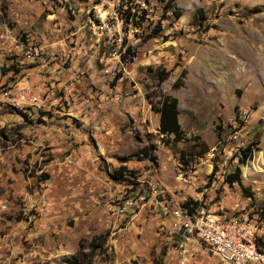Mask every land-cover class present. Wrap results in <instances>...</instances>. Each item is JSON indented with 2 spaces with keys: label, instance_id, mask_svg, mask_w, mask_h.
I'll use <instances>...</instances> for the list:
<instances>
[{
  "label": "rangeland",
  "instance_id": "obj_1",
  "mask_svg": "<svg viewBox=\"0 0 264 264\" xmlns=\"http://www.w3.org/2000/svg\"><path fill=\"white\" fill-rule=\"evenodd\" d=\"M110 1L133 30L115 74L82 0H0V86L46 99L0 115V264H66L98 236L92 264H172L171 217L112 215L149 180L168 202L249 216L264 249V0ZM12 38L44 46L58 73L18 68ZM163 96L177 100L180 142L158 130ZM237 167L241 182H225Z\"/></svg>",
  "mask_w": 264,
  "mask_h": 264
},
{
  "label": "built area",
  "instance_id": "obj_2",
  "mask_svg": "<svg viewBox=\"0 0 264 264\" xmlns=\"http://www.w3.org/2000/svg\"><path fill=\"white\" fill-rule=\"evenodd\" d=\"M82 1L92 34L103 39L104 45L108 47L107 57L101 62L108 74H115L126 50L125 38L132 37L133 30L130 28L126 31L127 24L122 17L124 12L120 13L115 8L114 1ZM7 42L0 24V49H4L2 46L5 47ZM8 49L21 69L50 70L54 76L58 73L59 67L53 68L52 65L54 56L42 45L27 44L12 38ZM45 107V97L33 95L26 87L17 84L0 87V115L7 108L42 110ZM222 145V141H219L221 150ZM210 157H214L213 152ZM161 194L162 189L158 184L144 181L125 192L114 203L112 215L124 217L145 206H155L164 217H171L175 240V259L172 264H264V249L256 240L259 228L249 216L227 218L196 208L192 203L168 202L160 199Z\"/></svg>",
  "mask_w": 264,
  "mask_h": 264
},
{
  "label": "trees",
  "instance_id": "obj_3",
  "mask_svg": "<svg viewBox=\"0 0 264 264\" xmlns=\"http://www.w3.org/2000/svg\"><path fill=\"white\" fill-rule=\"evenodd\" d=\"M169 2L170 0L167 1V4H166L167 9L172 8V4H168ZM174 15L176 18L180 17V14L178 12H175ZM156 32L157 30L154 31V34H156ZM15 65L17 66L16 62H15ZM160 75L161 74H159V83H162L165 80V78ZM0 87H3V86H0ZM175 87L178 88L180 87V85L178 86L177 84H175ZM154 112L159 115L158 130L160 131L161 134L165 136H173L172 139L174 142H180L184 140V134L178 122L179 110H178L177 100L175 98L169 97V96H163L159 102V107L155 109ZM257 144L258 142H251L247 144L245 147L240 149L239 155L237 156L239 165H244L246 164L247 161L251 160L253 156V152L257 151L256 149ZM225 182L229 184H233L235 182L237 183L241 182L240 170L238 167L235 168V170L231 174L225 177ZM186 203L189 204L192 202L188 201ZM193 203L196 206L197 202H193ZM263 207H264V204H263ZM101 239H102L101 236H98L92 239L90 243L91 252H85V248H83L80 245L76 254L70 259L66 260V264H92V259H93L95 252L99 250L101 246L105 243V241L104 240L101 241ZM97 241H101V243L96 244Z\"/></svg>",
  "mask_w": 264,
  "mask_h": 264
}]
</instances>
